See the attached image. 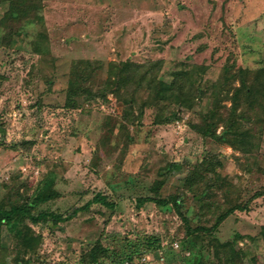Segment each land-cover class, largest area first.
<instances>
[{"label": "rangeland", "instance_id": "rangeland-1", "mask_svg": "<svg viewBox=\"0 0 264 264\" xmlns=\"http://www.w3.org/2000/svg\"><path fill=\"white\" fill-rule=\"evenodd\" d=\"M7 9L0 5V19ZM39 12L36 22L18 27L21 35L12 41L0 26V209L9 210V201L31 195L44 179L59 195L36 214H70L98 193L116 206L94 203L52 227L29 221L42 235L29 248L36 254H23L29 264H80L99 239L109 249L104 264L114 263L113 252L145 247L149 237L162 239L165 248L172 241L183 246L186 227L177 213L155 202L138 206L136 200L153 196L151 186L167 165L178 162L184 170L172 176L163 197L176 192L181 178L208 157L220 162L221 178L208 179L184 196L191 225H212L238 202L244 210L229 216L217 236L226 241L242 235L237 247L247 254L244 264H264V77L251 96H238L236 115L232 102L240 82L226 79L229 68L232 74L264 68V0H42ZM127 60L161 61L159 77L167 84L175 72L203 66L206 85L196 88L212 85L211 92L191 108L175 106L176 119L156 124L162 115L149 101L144 105L143 91L132 108L125 102L126 87L119 94L104 92L110 63ZM86 61L98 67L88 68L84 81L93 96L77 108L67 107L70 78ZM142 106L143 118L133 123L128 117L134 119ZM216 109V119H223L217 126L210 119ZM225 124L232 130L224 140L198 132L216 126L220 135ZM207 182L212 191L202 203L210 205L201 208L198 194ZM15 244L4 229L2 245L13 250ZM183 248L184 253L165 250L162 259L142 256L135 264H191L201 254L212 257L207 243ZM12 258L5 260L13 264Z\"/></svg>", "mask_w": 264, "mask_h": 264}, {"label": "trees", "instance_id": "trees-1", "mask_svg": "<svg viewBox=\"0 0 264 264\" xmlns=\"http://www.w3.org/2000/svg\"><path fill=\"white\" fill-rule=\"evenodd\" d=\"M7 4L8 9L5 11L3 17L0 19V26L5 30L6 41H12L14 38L21 35L18 27L24 22H29V24L36 22L40 18V10L42 8V0H0L1 4ZM78 72L72 75L69 81V87L66 91V106L77 108L83 102L90 100L93 96L92 90L84 84V81L89 77L88 68L92 72L96 67L89 61L85 62V66L77 65ZM80 69H86L87 72ZM161 69V61L149 62V63H136L130 60L110 63L109 66V79L106 83L107 87L104 92H108L112 89L116 94L126 87L130 92L125 99L126 104L132 108V106L137 105V96L143 91L145 96L144 105L146 106L147 101L149 105L159 108L160 115L159 121L156 124H161L162 122H171L178 117V112L174 109L175 106L182 108H191L196 104L197 100H203L207 95H209L212 89V85L204 90H197L196 85L198 83L204 85L206 80H203V74L206 69L201 67H196L192 70H181L173 74L172 81L167 84L159 77V71ZM254 77V80L250 79ZM264 77V68L259 70H250L248 68H239L232 74V70L229 68L227 80L230 84L233 81H239L240 85L234 87V107L232 113L236 115L237 113V101L240 94H245L246 96H251L253 91L258 89L255 83ZM248 79L252 83H248ZM206 85V84H205ZM214 86V84H213ZM132 88V90H130ZM120 89V90H119ZM200 89V88H199ZM103 91L102 95L105 97L106 94ZM245 92V93H243ZM253 95V94H252ZM120 96V95H119ZM166 102V103H165ZM144 106L140 108V112L133 119V123L139 122L143 118L145 112ZM217 109L213 112L210 119L215 120L216 126L217 121L223 120L221 117L217 118ZM159 115V114H158ZM157 115V116H158ZM226 122V120H225ZM226 128L222 131L220 135H216L215 127L201 128L198 130L200 134L204 137L214 138L217 140L226 139L232 127L225 124ZM213 126V123H212ZM26 143L18 144L23 145ZM203 165L197 169H193L190 173L186 174L181 178L179 186H177V191L169 194L168 197H163L161 192L166 185H169L173 175L182 173L184 167L182 164L175 162L164 167L161 171V178L157 179L151 186V192L153 196L139 197L136 201L138 206L145 205L149 202H155L158 206L167 207L177 213L180 218H182L185 227L186 235L183 239V246L185 245H198L200 242L207 243L208 249L212 250V257L208 254H201L198 258L194 259L191 264H244L245 258L247 256L246 252L238 248V240L242 239V235L236 234L233 239L222 241L217 236V231L219 227L224 223V221L234 214L237 210L242 211L244 206H239L237 203H233L229 208L219 214L216 217L215 222L212 225H197L193 227L191 225V216H189L188 209L185 208L184 196H186L188 191H195L200 185L205 181H216L221 178L217 171V165L220 164L218 160L214 161L212 158L204 159ZM214 176H213V175ZM212 182V183H213ZM219 188H222L220 182ZM54 183L48 181L47 179L42 180L37 187L34 189L31 195H21V197L9 201L10 209L6 210L4 207L0 209V264H8L5 260L7 256L13 255V264H29L30 260H26L23 254L27 255L30 252L35 253L34 249L29 248L35 247L37 242L40 243V238L42 235H37L34 230L29 225V221L35 224H41L45 226H55L59 222L72 220L76 214L82 210L86 211L90 209L91 205L97 203L103 207L115 208V202L110 200L106 195L98 193L94 198L89 201L85 207L74 209L70 214H58L51 211H41L36 214L37 209L40 205L45 204L51 200L58 197L59 193L54 188ZM212 184L207 182L204 187L203 192L198 194L200 207L204 208L209 206L208 203H202L203 199L209 192L212 191ZM17 194V191H16ZM203 204V205H202ZM195 218H198L195 215ZM10 232L15 236L16 244L15 250L6 248L2 245V231ZM261 236L264 241V227L261 229ZM27 237V239H24ZM20 240H23V244H20ZM25 242L27 247L24 246ZM177 244V243H176ZM143 248L139 245H134L132 251L130 252H113L111 256L115 259L113 264H135V260L139 259L142 261L141 257L149 254H154L159 256L161 259L164 257L165 250H172L177 253H184V248L182 245L178 248L175 247V242L172 241L171 247L165 248L162 245V239L149 237L143 244ZM165 248V250H164ZM178 249L180 251H178ZM29 250V251H28ZM186 252V251H185ZM36 254V253H35ZM191 253L189 252V256ZM109 257V249L104 245L101 239L97 240L94 245L83 255L80 259V264H104V260ZM41 259V257H40ZM252 260H254L252 258Z\"/></svg>", "mask_w": 264, "mask_h": 264}, {"label": "built area", "instance_id": "built-area-1", "mask_svg": "<svg viewBox=\"0 0 264 264\" xmlns=\"http://www.w3.org/2000/svg\"><path fill=\"white\" fill-rule=\"evenodd\" d=\"M175 247H178V244H175ZM125 264H128V263H125Z\"/></svg>", "mask_w": 264, "mask_h": 264}]
</instances>
